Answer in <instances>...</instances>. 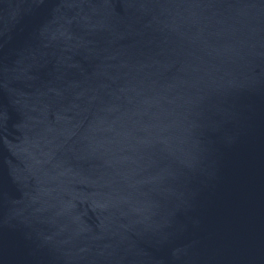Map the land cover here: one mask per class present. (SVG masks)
<instances>
[{
    "label": "water",
    "instance_id": "obj_1",
    "mask_svg": "<svg viewBox=\"0 0 264 264\" xmlns=\"http://www.w3.org/2000/svg\"><path fill=\"white\" fill-rule=\"evenodd\" d=\"M0 264H264V0H0Z\"/></svg>",
    "mask_w": 264,
    "mask_h": 264
}]
</instances>
